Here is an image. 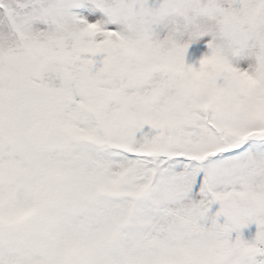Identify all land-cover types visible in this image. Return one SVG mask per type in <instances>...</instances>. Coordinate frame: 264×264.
Here are the masks:
<instances>
[{
    "label": "snow or ice",
    "instance_id": "obj_1",
    "mask_svg": "<svg viewBox=\"0 0 264 264\" xmlns=\"http://www.w3.org/2000/svg\"><path fill=\"white\" fill-rule=\"evenodd\" d=\"M0 264H264V0H0Z\"/></svg>",
    "mask_w": 264,
    "mask_h": 264
},
{
    "label": "trees",
    "instance_id": "obj_2",
    "mask_svg": "<svg viewBox=\"0 0 264 264\" xmlns=\"http://www.w3.org/2000/svg\"><path fill=\"white\" fill-rule=\"evenodd\" d=\"M256 231H257L256 225L252 224V225H249L247 228L243 229V234L245 236H248V235H251V234L255 235Z\"/></svg>",
    "mask_w": 264,
    "mask_h": 264
},
{
    "label": "rangeland",
    "instance_id": "obj_3",
    "mask_svg": "<svg viewBox=\"0 0 264 264\" xmlns=\"http://www.w3.org/2000/svg\"><path fill=\"white\" fill-rule=\"evenodd\" d=\"M244 235V234H243ZM255 235H248V236H245L244 235V238H246L247 240L251 241L253 238H254Z\"/></svg>",
    "mask_w": 264,
    "mask_h": 264
},
{
    "label": "clouds",
    "instance_id": "obj_4",
    "mask_svg": "<svg viewBox=\"0 0 264 264\" xmlns=\"http://www.w3.org/2000/svg\"><path fill=\"white\" fill-rule=\"evenodd\" d=\"M204 103L210 105L211 101H208L207 99H205Z\"/></svg>",
    "mask_w": 264,
    "mask_h": 264
}]
</instances>
